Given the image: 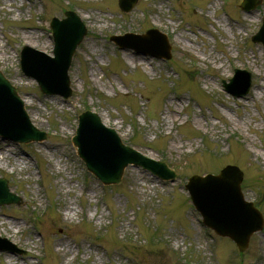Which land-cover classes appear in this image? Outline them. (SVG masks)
Returning a JSON list of instances; mask_svg holds the SVG:
<instances>
[{
  "label": "rangeland",
  "instance_id": "rangeland-1",
  "mask_svg": "<svg viewBox=\"0 0 264 264\" xmlns=\"http://www.w3.org/2000/svg\"><path fill=\"white\" fill-rule=\"evenodd\" d=\"M241 2L139 0L124 12L118 0H0V69L31 122L48 133L29 144L0 136L7 148L0 176L23 199L0 206V236L26 250H0V264H264V228L240 252L205 227L186 188L191 175L235 164L244 171L243 194L264 213V45L252 40L264 0L251 11ZM68 9L88 34L69 67L73 95L64 99L42 93L22 72L20 53L30 45L53 55L49 23ZM149 28L169 35L170 60L110 40ZM236 68L253 74L240 98L222 85ZM89 108L127 144L168 163L176 180L129 165L119 185L102 184L72 143Z\"/></svg>",
  "mask_w": 264,
  "mask_h": 264
},
{
  "label": "water",
  "instance_id": "water-1",
  "mask_svg": "<svg viewBox=\"0 0 264 264\" xmlns=\"http://www.w3.org/2000/svg\"><path fill=\"white\" fill-rule=\"evenodd\" d=\"M137 0H120L121 7L129 11ZM261 0H244L242 7L251 10L260 4ZM55 38V56L46 55L30 46L22 52V66L25 73L34 77L45 94H60L65 98L72 95L69 67L76 46L86 36L87 28L75 11H67L63 20H52ZM161 39L156 48L143 49L135 43L126 41L136 38L133 35L113 36L118 45L133 47L140 52H146L164 58L171 57L167 38L157 30L148 32ZM256 42L264 43V23L261 30L253 37ZM226 90L236 96L246 95L252 85V75L246 70H237L230 83L223 82ZM17 88L0 72V134L19 142L42 141L47 133L38 130L25 112ZM73 142L78 148V154L88 169L104 184L120 183L124 168L133 163L150 170L162 179L174 180L175 171L162 161L148 158L139 151L125 145L116 130L107 127L100 115L90 109L79 116V127ZM243 172L234 165H228L220 175H208L205 178L193 176L186 185L190 190L195 207H197L205 223L219 235L231 236L243 251L249 244L251 234L263 228V216L253 204L246 202L241 194ZM21 203V198L11 193L8 181L0 178V205ZM13 252L23 251L6 238L0 237V249Z\"/></svg>",
  "mask_w": 264,
  "mask_h": 264
},
{
  "label": "bare ground",
  "instance_id": "bare-ground-1",
  "mask_svg": "<svg viewBox=\"0 0 264 264\" xmlns=\"http://www.w3.org/2000/svg\"><path fill=\"white\" fill-rule=\"evenodd\" d=\"M86 17H90V18H92V19L95 20V18H93V17H91V16H86ZM244 23L246 24V22H244ZM132 59L135 60V57H132ZM4 142H5V141H4ZM4 142L1 143V147H3V143H4ZM1 147H0V150L3 151V152H6V149H7V148H4V149H3V148H1Z\"/></svg>",
  "mask_w": 264,
  "mask_h": 264
},
{
  "label": "trees",
  "instance_id": "trees-1",
  "mask_svg": "<svg viewBox=\"0 0 264 264\" xmlns=\"http://www.w3.org/2000/svg\"><path fill=\"white\" fill-rule=\"evenodd\" d=\"M101 97L103 96V95H100Z\"/></svg>",
  "mask_w": 264,
  "mask_h": 264
}]
</instances>
